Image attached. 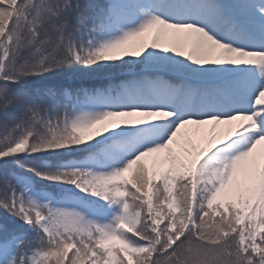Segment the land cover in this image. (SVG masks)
I'll list each match as a JSON object with an SVG mask.
<instances>
[{"label": "snow or ice", "instance_id": "1", "mask_svg": "<svg viewBox=\"0 0 264 264\" xmlns=\"http://www.w3.org/2000/svg\"><path fill=\"white\" fill-rule=\"evenodd\" d=\"M0 264H264V0H0Z\"/></svg>", "mask_w": 264, "mask_h": 264}, {"label": "trees", "instance_id": "2", "mask_svg": "<svg viewBox=\"0 0 264 264\" xmlns=\"http://www.w3.org/2000/svg\"><path fill=\"white\" fill-rule=\"evenodd\" d=\"M115 76L116 79H122L123 77H121L119 74H113ZM105 81V76L103 74H97L95 76L89 77L87 78L85 81V83L88 84H101ZM57 82H61V83H65V84H71V83H79L81 81L77 80H73V78L71 76H59L56 78H53L52 80L49 81V83H57ZM43 86V85H41Z\"/></svg>", "mask_w": 264, "mask_h": 264}]
</instances>
